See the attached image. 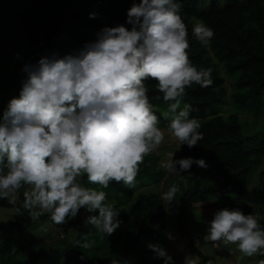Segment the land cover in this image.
Masks as SVG:
<instances>
[{"label":"clouds","instance_id":"obj_1","mask_svg":"<svg viewBox=\"0 0 264 264\" xmlns=\"http://www.w3.org/2000/svg\"><path fill=\"white\" fill-rule=\"evenodd\" d=\"M126 12L131 27L103 26L71 53L53 52L23 64L18 95L0 112V198L28 185L23 204L32 218L47 213L52 222L63 224L83 206L95 211L84 222L98 232L110 234L119 226V212L105 202V191L83 186L78 177L86 174L101 189L110 181L133 186L139 162L164 139L147 95L149 78L156 81L159 98L169 101L162 115L179 146L191 148L202 139L199 121L190 117L191 105H181V99L192 83L211 85L212 69L197 68L188 57L179 0H132ZM192 34L207 46L214 32L198 22ZM173 155L169 151L160 161L168 173L181 175L193 163L207 167L203 158ZM178 190L170 185L162 200L174 201ZM261 219L238 208H221L208 221L204 237L233 242L248 256L264 255ZM76 243L91 246L87 239ZM147 247L163 258L162 264H173L159 245ZM111 264L128 262L114 259ZM184 264H197V259L186 256Z\"/></svg>","mask_w":264,"mask_h":264},{"label":"trees","instance_id":"obj_2","mask_svg":"<svg viewBox=\"0 0 264 264\" xmlns=\"http://www.w3.org/2000/svg\"><path fill=\"white\" fill-rule=\"evenodd\" d=\"M131 3L132 0H0V112L11 97L18 95L25 76L23 64L34 63L41 55L53 52L61 56L71 53L94 39V33L103 26L131 27L126 24V10ZM179 3L188 33V57L197 68L212 69V84L186 86L181 105H191L190 117L199 121L202 139L191 148L186 144L179 146L178 141V150L185 157L203 158L207 167L193 163L185 173L189 186L182 182L177 200L168 203L153 189L138 191L163 177L158 157L153 153H147L139 162L132 187L110 181L107 188L101 189L89 182L86 174L78 177L83 186L105 191V202L119 212L117 229L121 231L122 242L114 259L122 261L129 262L130 256L137 254L138 264H162L163 258L154 256L152 249L138 250L140 241L163 248L167 221L175 223L177 231L188 236V221L183 218L194 204L210 201L218 209L238 208L249 213L246 191L251 175L264 158V130L249 134L243 128L240 114H236V109L242 111L248 115L247 120L264 126V0H179ZM78 4L84 9L80 10ZM90 12L97 15L89 17ZM198 22L214 32L207 46L192 34ZM145 85L159 125L167 128L168 119L162 113L169 101L159 98L154 79L149 78ZM208 174H214L215 179ZM258 182L264 201V169L258 174ZM23 194L19 191L17 212L12 218L0 220V256L13 252L36 219H46L62 229L75 228L78 236L90 231L92 225L84 221L95 211L90 213L82 206L76 216L56 224L49 216L32 218L30 210L24 207ZM0 205L9 206L10 202L0 198ZM164 206L170 209L173 219H166ZM212 216L200 227H206L207 231ZM189 250L197 256V264H217L214 256L204 254L193 243ZM66 252L76 254L72 264H111L114 260L105 254L106 258L93 256L77 243L63 246L58 255ZM48 253L34 251L23 259L8 258L5 264H39L40 258Z\"/></svg>","mask_w":264,"mask_h":264},{"label":"rangeland","instance_id":"obj_3","mask_svg":"<svg viewBox=\"0 0 264 264\" xmlns=\"http://www.w3.org/2000/svg\"><path fill=\"white\" fill-rule=\"evenodd\" d=\"M77 7H79L80 10L84 9L81 4H78ZM236 114H240L241 117H239L241 123L243 124V128L249 134L264 130V126L261 124V122L259 125L258 122L253 124V122L247 120L248 115H246L244 112L236 109ZM158 127L164 131V139L157 149L149 152L158 157V165L160 166V161L166 158V153L169 151L174 152V159L185 157L183 154L181 155L180 151L178 150V140H176V138H174L167 131V128L159 125V123ZM160 168L163 171V177L157 183L151 184L150 186L143 185L140 189H138V191L153 189L159 193L161 198V194L166 191L170 185L176 184L179 190L175 194L174 200H177L176 195L183 188L182 182H184L186 186H189L187 183V175L185 174L187 173L188 169L181 171V175H176L168 173L162 167ZM263 169L264 158L257 167V170L254 171L253 175H251L246 191L247 201L250 205L249 213L259 214L262 218V223H264V201L261 197L258 174ZM208 176L212 180L215 179L214 174H208ZM28 188V185H22L20 189L16 190L14 195L6 197L10 202V205H0V220L7 221L8 219L12 218L14 213L17 212L16 203L19 196V191L24 192L28 190ZM162 201L164 202V200ZM173 205L176 207L175 203H173ZM164 209L167 212L166 219H173V216L170 214V209H168L167 206H164ZM216 210H218V207L210 201L196 205L194 204L193 208L189 209V212H187L183 218L188 221V223H186V232L188 233V236L185 233L178 232L175 223L167 221L163 249L168 255L172 257V262L174 264H184V258L186 256L195 257L198 261L197 256L192 254L189 250V245L191 243L197 246V248L204 254L214 256L216 258L217 264H258V261L264 260V255L262 254L254 253L251 256L245 255L233 242H224L222 240L214 242L204 237L206 234V227L201 228L202 226L200 227V224L205 223ZM41 216L45 217L49 216V214L42 213ZM102 236V232H98L93 226L89 232L78 236L75 228L62 229L54 226L46 219H36L34 220L33 227L27 232L23 233L21 242L16 244L13 252L10 255L0 256V264H5L8 258L23 259L34 251L49 252L47 255H44L40 258L39 264H72L76 259V254L72 252H66L58 255L59 249L66 245L76 244L77 240L83 241L84 239H87L91 244V246L88 248H82L85 252L97 257L99 256L106 258V255L109 257L108 259H114L118 250L117 248L122 242L121 231L116 228L112 233L106 234V236L103 237ZM169 236L172 238L169 239ZM148 244L149 243L146 240H141L138 245V250H144L148 248ZM136 256L137 254H132L128 264H138L139 259H137Z\"/></svg>","mask_w":264,"mask_h":264}]
</instances>
